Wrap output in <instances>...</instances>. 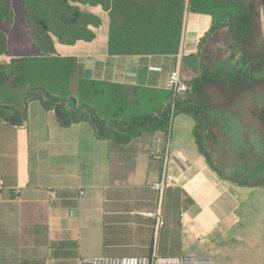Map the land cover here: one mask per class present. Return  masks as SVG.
Returning a JSON list of instances; mask_svg holds the SVG:
<instances>
[{
  "label": "crops",
  "instance_id": "obj_1",
  "mask_svg": "<svg viewBox=\"0 0 264 264\" xmlns=\"http://www.w3.org/2000/svg\"><path fill=\"white\" fill-rule=\"evenodd\" d=\"M84 9L103 21L97 38L57 43V53L76 58L79 78L127 88L170 90L171 72L181 71L182 58L197 52L212 26L208 15H186L179 55L111 56L108 14ZM29 32L26 23L27 45L19 41L18 48L31 56L18 58L44 56ZM194 126L178 115L171 135L144 134L121 145L98 139L89 122L62 127L39 102L29 103L20 125L0 115V264L150 257L155 221L145 214L157 209L153 185L166 156L172 186L163 198L157 254L264 264V188L220 179L198 149Z\"/></svg>",
  "mask_w": 264,
  "mask_h": 264
},
{
  "label": "trees",
  "instance_id": "obj_2",
  "mask_svg": "<svg viewBox=\"0 0 264 264\" xmlns=\"http://www.w3.org/2000/svg\"><path fill=\"white\" fill-rule=\"evenodd\" d=\"M24 3L27 26L44 56L13 58L7 65L0 63L2 118L15 125L27 122L29 103L39 102L44 110L56 113L64 128L89 122L98 139L128 145L144 134L171 135L174 119L187 115L195 122L194 138L200 153L220 179L240 187L264 188V47L255 39L258 27L253 3L248 0H24ZM87 6L100 7L108 14L111 56L179 55L186 15L210 16L211 29L200 40L197 52L182 58L181 75L188 91L179 96L171 90L127 88L79 78L76 58L59 55L56 44L74 46L97 38L103 21L96 13L86 11ZM14 21L12 0H0V23L14 24ZM210 39H221V53L207 50ZM8 46V36L0 30V57L8 52ZM214 88L224 91L230 107L233 103L239 108L246 105L248 114L242 116L227 105L220 107L212 92ZM242 94H246L250 104L242 101ZM237 117L244 129L255 130L260 141L258 149L251 148L249 157L246 152L234 157L237 148L229 143V122ZM226 161L233 164L227 165Z\"/></svg>",
  "mask_w": 264,
  "mask_h": 264
},
{
  "label": "rangeland",
  "instance_id": "obj_3",
  "mask_svg": "<svg viewBox=\"0 0 264 264\" xmlns=\"http://www.w3.org/2000/svg\"><path fill=\"white\" fill-rule=\"evenodd\" d=\"M248 3H253L256 7L257 10L256 24L258 28L255 39L260 47L261 46L264 47V3L262 0H248ZM12 4L15 12L14 24H8L6 22L0 23V30L6 33L9 38L8 52L1 58L0 61V63L6 65L9 64L11 59L18 58V54H26V55L30 54L28 53L27 47L24 50L18 48L19 41H22L24 45H27V41L24 38V34H23V29L24 27L26 28V23H27L24 0H12ZM221 43H222L221 39H217V40L210 39L206 44V48L208 51H211L213 53L217 52L219 54L221 53L220 51L221 49L219 50ZM212 92L215 94L216 102L220 107L227 105L229 106V109H233L237 113H241L242 116H244V114L246 115L248 114V107L246 105H244V107L239 108V106H237L236 103H233L230 107V105L227 103V98L224 94V91L222 92L219 88H214L212 89ZM240 97L242 98L243 102H246V104H250L249 102L251 101L248 100L246 94H242ZM132 102L133 100L129 101L130 105ZM241 109H243L242 112L240 111ZM138 112L141 111L138 110ZM229 123H230V128L228 130L230 137L229 143L231 142V145L234 148H237V151L233 152V156L234 157L237 156L236 154L237 153L240 154L239 152H246L247 153L246 156L249 157L252 154L251 148L258 149L260 144L259 139L255 137L256 135L255 130L244 129L245 126L244 124H242L240 117L232 118ZM215 131L217 132V129ZM261 144H262V140H261ZM228 150L231 151L232 148L228 147ZM222 156L224 159H226L225 153H223ZM218 158L222 159L219 153H218ZM246 159L248 160V158ZM226 164L231 165L233 163H229L226 161Z\"/></svg>",
  "mask_w": 264,
  "mask_h": 264
},
{
  "label": "built area",
  "instance_id": "obj_4",
  "mask_svg": "<svg viewBox=\"0 0 264 264\" xmlns=\"http://www.w3.org/2000/svg\"><path fill=\"white\" fill-rule=\"evenodd\" d=\"M170 90L177 95L183 96L188 91V86L182 79L180 69L171 72L169 77ZM168 157H165V171L162 179L153 185L154 190L158 193V206L154 212L146 213L147 217L154 219V251L150 257L134 258H89L83 259L80 264H214L212 257L206 256H181V257H163L157 254V238L159 230L164 227L163 218V198L166 190L172 186V180L167 174Z\"/></svg>",
  "mask_w": 264,
  "mask_h": 264
}]
</instances>
